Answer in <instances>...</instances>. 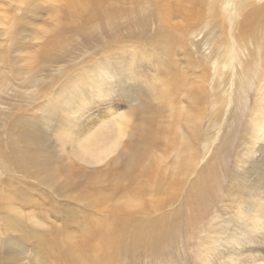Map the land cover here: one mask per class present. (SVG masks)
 Here are the masks:
<instances>
[{"label":"rangeland","instance_id":"rangeland-1","mask_svg":"<svg viewBox=\"0 0 264 264\" xmlns=\"http://www.w3.org/2000/svg\"><path fill=\"white\" fill-rule=\"evenodd\" d=\"M24 1L0 0V53L8 52L12 55L10 61L13 60L15 63L10 66L0 60L2 63L0 64V96L2 94L0 109L8 111V109L14 108L10 113L16 112L17 116L12 119L16 125L27 124L29 121L35 123L39 119L46 118V111L43 107L47 103L42 95L46 92L50 79L57 78V87L52 96L56 97L53 107L61 120L56 126L61 128V132L59 133L57 128V132H54V125H50L53 132L50 136V145L64 154L65 158L62 163H51L48 168L40 167L37 172L40 173L43 180L36 177L31 178L23 172L17 171L15 165L9 166L11 171H8L2 166L0 159V264H37L35 257H39L41 260L47 259L51 263L54 261L53 264H82V259L86 264H94L99 257L104 260L111 250L114 251L116 239L109 236V241L105 240L99 230V222L96 220L106 219L110 222L115 216L121 215L122 210L120 209L125 194L129 190L136 189L146 180V169L149 170L152 186L155 178L162 175L161 191L146 196V200L150 203L160 204L159 209L155 212L150 207L144 213L143 209L138 206L130 208L129 212L133 213L135 217L142 216L154 220L166 219L169 223L187 221V228L180 236V240L173 244H164L157 251L139 247L128 257L116 255L110 264H224L230 257L233 259L229 260L231 262H227V264H239V261L244 260L246 262L244 261L243 264H253L254 256L256 260L264 259V216L261 220L263 221L261 227L258 231L253 232L254 235L259 236V239L252 242L244 241L243 248L238 245L233 249V246L237 245L234 238L240 235V231L237 229L231 232V229H228V227H234L232 221L234 212L229 209L228 199L222 200L227 195L228 184L232 182L234 171L236 169L242 171L243 166L237 159L245 151L243 146L245 141L252 139L254 134L253 131H250L249 126L257 117L255 115L254 118L252 110L257 97L256 88L264 76V43L261 42L258 49L252 46L249 49L250 53L246 50L241 65L236 60L239 48L234 42L232 26L237 28V32L243 31L245 27L243 16L234 18L231 24V20L222 17L216 18L215 14L206 8L210 0H203L204 7L202 8L196 0L186 1V9L182 10L178 18L172 13V16L176 18L174 22L181 24L182 28V43L176 52L181 58L179 59L178 56L167 55L162 48H159L158 51L156 45L151 43L152 39L160 41L162 30L161 24L160 31L156 30L155 32H159V34L153 37L155 33L151 32V28L155 29L161 21L157 16L160 13L155 9L163 6V2L168 1L151 0L149 6L153 10L146 3L144 5L145 10L149 11H145L149 17L143 26V28L149 27L147 34L140 33L135 26L120 24L113 27L111 32L99 29L95 36V42L92 38V44L89 41V45L83 46L81 40L83 33L75 31V26L68 27L63 35L69 37L71 42L63 43L62 49L54 50L52 54L54 62L51 67L38 71L35 58L30 59L29 57L39 53V49L51 41L47 38L53 37L59 30L62 14L57 11L65 5L61 0ZM117 1L110 0L111 3ZM181 1L170 0L169 6L173 9L176 6L179 7ZM216 1H218L217 11L221 0ZM259 1L255 0L258 4ZM258 4L254 6H259ZM36 5L37 7L34 8L33 6ZM167 6H163L162 10H166ZM252 7L245 8L244 13L250 14ZM116 8L118 9L117 6ZM192 8L197 12L203 10L204 20L199 24H196L195 20H190L189 25L193 29L189 33L185 31L184 27L187 23L186 17L190 18L192 14L190 11ZM101 9H107V5L104 7L101 5ZM167 10L169 11V9ZM208 21L213 22L215 26L208 28L210 31H205L196 40L193 34L201 30ZM96 22L89 23L87 28L94 29L95 26L98 28L100 24L111 23L110 20L105 19H97ZM222 27L227 31L229 37L227 41L221 39L224 32ZM256 33L264 36V30ZM247 37L253 39L254 35H247ZM101 38H105V40L100 42ZM119 42H126V52L121 51V46L124 47V45ZM228 42L234 44L236 54L233 55L231 52L234 63L227 68V65H222L223 60L227 62V58L220 60V66L222 65L225 73V81L216 82L212 71H217L219 66L206 73L201 70L205 64H214V58L207 53L209 50L206 52L205 50L208 47L225 49L229 46ZM16 43L19 44L16 45L17 48L13 47ZM106 44H110L112 52L108 56H101L102 52L107 49V47L104 48ZM171 56H174V60L180 64L184 71L188 68L192 71L186 81L180 83V86L181 89H190L194 94L193 97L185 98L181 92L177 91L174 95H178V98L172 97L176 101L170 103L154 101L149 110L146 107L135 106L137 101L146 103L143 94L145 85L149 84L150 89H155L146 91L148 94H159V92L163 93L168 89L169 93L172 92L173 79L166 76L167 69L163 64L166 61L165 58L168 59ZM190 58L201 60L202 63L193 69L187 63ZM122 64L124 66H120ZM108 66H115L112 73L104 72ZM240 68L243 72L248 70L249 76L255 78L253 86L248 90L245 105L238 101L237 96L241 83V79L238 77ZM88 70H92L91 75L82 83L87 85L93 94L86 95L84 100L83 97L81 98L88 106L84 110L85 114L81 115L77 121L72 112L77 110L80 102L71 93L77 89L76 86L70 83L78 77H86L85 73ZM100 72H104L100 78L105 80L104 82L108 83L110 87L105 88L100 83H95ZM118 77L121 78L117 79ZM33 78L43 81L40 87L29 84ZM122 78H124L123 82H121ZM146 89L148 88L146 87ZM204 91L206 93L203 96L202 92ZM100 92L103 93L102 96L97 97ZM65 96L68 100V96L71 97L75 102L73 101L71 105L67 104L64 101ZM235 104L239 109H236ZM188 110L202 116L201 127L198 129H201L210 141L206 142L200 139L197 129L193 130L190 127V121L186 119L185 115ZM138 115L146 117L145 121L139 120ZM119 116L126 118L121 119ZM261 117L264 118V110ZM113 118H116L117 123L122 120L128 131H130V127H138L145 130L147 134L151 130L150 139L152 143L154 142L156 151L154 155H151L146 162L133 166L126 162V153L122 151V148H119L116 151L118 153L113 154L110 159L97 165H91L89 161L83 159L85 155L83 151L75 157L70 153L69 144L62 145L61 141L66 128L70 127L69 131L74 133V136L82 138L89 130L83 135L82 132L77 131L82 129L83 123L90 125L94 121V128L90 126L88 129L92 128L91 132L101 138L104 136L103 133H109L114 128ZM5 119L0 113V143L9 140L8 124ZM16 129L18 133L29 130V128L23 129L20 126H17ZM92 133L86 142L96 138L92 136ZM179 133H182L187 138V142L189 141L196 149V152L201 154L195 174L189 175V178L183 177L182 190L172 185V163L177 153H174L162 165L151 166L161 153L170 152V140L172 137L179 139ZM141 142L142 138L139 134L136 136L126 135L122 139V147H127V143ZM0 146L2 145L0 144ZM90 147L94 149L95 146ZM9 150V146L5 147L7 153ZM261 150L263 149L259 148L257 155L248 157L244 166L249 163H260L262 169L259 168L244 178L249 179V185L255 183L258 190L264 192V179L261 178L264 174V153ZM43 162L42 159L39 164L42 165ZM202 167L210 168L208 173L215 171L219 179L218 193L214 195L212 191L209 192V197H214V201L205 202L202 207L207 219L206 224L193 221L198 210L192 202L196 191H194L191 181L198 175L197 171ZM164 172L169 174V180L163 182ZM128 178H134V183L129 184ZM76 183H78L77 187L74 186ZM161 192H163L162 195ZM64 201H67V204H64L66 206L62 205ZM260 205L264 207V201ZM6 206L16 210L12 213L13 220L10 222H5L6 210L4 207ZM231 207V210L236 208L234 205ZM65 212H67L66 220H64ZM16 219L27 232L35 230L38 234L47 237L46 242L53 254L52 260L48 258L46 250L40 246L36 237V240H33L26 237L23 231L13 230L17 227ZM86 226L90 228L86 233L92 236H88L84 241L77 240L76 238L82 235V229ZM262 228L263 232L259 235ZM54 235L60 241L61 247L54 245L52 241ZM13 242L18 244L21 250V254L17 258L13 256L10 249ZM126 244H128L127 241L123 243V245ZM63 249L68 252L65 257L62 256ZM4 255H8L11 259L3 260ZM57 261H61V263Z\"/></svg>","mask_w":264,"mask_h":264},{"label":"bare ground","instance_id":"bare-ground-1","mask_svg":"<svg viewBox=\"0 0 264 264\" xmlns=\"http://www.w3.org/2000/svg\"><path fill=\"white\" fill-rule=\"evenodd\" d=\"M61 1H63L65 6L61 10L57 11V13L62 14V17L60 19L61 26L59 30L56 31L53 37L47 38L48 40L51 41L46 43V45H44L43 47H41L39 49L40 50L39 53L29 57L30 59L35 58V61L38 64L37 66L38 71L47 70V68L52 66V63L54 62V56H52L54 50L62 49V44L68 42L70 39L65 34L63 35V33H65L64 31H66V28L68 27L75 26L76 27V29H74L75 31L77 32L81 31L83 33V38L81 39L83 42L82 44L83 46L89 45L88 44L89 41L90 44H92L93 41L95 42V36L98 34L99 29L103 30L104 32L107 31L111 32L113 27L120 24L135 26L136 28L139 29V32L143 34L145 33L147 34L149 31L148 29L149 27L143 28L149 17L147 13L149 11L145 10L146 7L144 8V5L146 3V5L149 6L151 0H118L116 3L113 2L114 4L111 3L110 0H61ZM186 1L188 0H182L181 1L182 3L179 5V7L176 6L174 9L173 7L169 6L170 0L165 2L166 4L163 2L164 7L168 5L166 10H164L165 12L162 10L163 6H159L155 9V11L160 13L157 15L161 19L159 26H157L155 29L151 28V32L155 33L156 30L160 31V25L162 24V30L160 35L161 38L159 37L160 41H155L152 39L151 43L152 45H156L158 51L159 48H162L167 53V55L172 54L174 56H178L179 59L181 58L176 52H177V48L182 43L181 42L182 28H181V24H176L174 20L178 18V16L180 15L183 9L184 10L186 9V3H185ZM196 1L201 8L204 7V4L202 2L203 0H196ZM22 2L25 1L22 0ZM117 3H123V4L121 5L119 4L120 5L119 6ZM262 3H264V1L261 0L259 1V4L255 2V0H221L220 7L217 9V11L216 8L218 1L210 0L206 5V8L210 10L211 13H214L216 18L219 17L227 18L228 20H231V24L233 23L232 20L234 18L243 16V21L245 23L244 25L245 27L243 28L244 32L243 31L237 32V28L232 26L234 29L233 32L234 42L237 48H239L237 49L239 52L236 60L240 65L242 64V57L246 50L248 51V53H250L249 49L252 46L258 49L259 44L264 43L263 42L264 36H261L256 33L258 31L264 30V4ZM255 4H258L259 6H254ZM101 5L102 7L107 5V9L102 10ZM115 5L118 7V9L116 8ZM33 7L35 8L37 7V5ZM247 7H252V11L248 15L244 13V11L246 10L245 8ZM167 9H169V11ZM190 11L192 12V14L190 18L189 16L186 17L185 20L187 21V23L184 27L185 31H188L189 33H191L193 29L192 26L189 25L190 20L197 21L196 24L202 23V21L204 20L203 10L197 12L192 8L190 9ZM172 13H174L176 18L172 16ZM97 19L110 20L111 23L104 25L97 24L98 28H96L95 26L94 29H92V27L87 28L89 23L91 22L93 23L94 21L95 23H97L96 22ZM214 26L215 24L213 22L208 21L205 23L204 27H202L201 30L195 32L193 35L196 37L197 40V37L199 35H201L205 31H210L208 28ZM89 29L91 30L88 31ZM222 29H224V32L221 39L227 41L229 38L227 31L224 27H222ZM133 30H137V29H133ZM156 34H159V32L155 33L154 34L155 36L153 37H156ZM247 35L250 36L254 35V37L253 39H249ZM104 40L105 38H103L100 42ZM69 42H71V40ZM121 44L124 45V47L121 46V51L126 52L125 49V45H127L126 42ZM228 44L229 46L225 49L221 47L220 48L208 47L205 50V52L209 50V52L207 53L209 54L210 57L214 58L213 61L214 64L213 65L205 64L203 65L201 70L206 73L208 71H212L213 68L219 66L217 71H212V75L215 76L216 82L225 81L224 79L225 73L221 66L227 65V68H229L234 63L232 57V54L233 55L236 54L235 49L233 47L234 44H231L230 42H228ZM16 45L19 44L16 43L15 45H13V47H16ZM109 45L110 44H106V46H104V48L107 47V49L104 52H102L101 56H108L112 52L111 50L112 48ZM0 54H1L0 60L3 63H8L10 66L15 65L13 60L10 61L12 55H10L8 52L0 53ZM174 56H171L168 59L165 58L166 61H164L163 63L164 67L167 69L166 76L173 79L171 85L172 92L169 93V89H168L163 93L159 92V94H153V93L148 94L146 93V91L148 90L152 91L155 89H150L149 84L145 85L143 94L145 95L144 97L146 98V103H140L139 101H137L135 103V106H140V108L146 107L149 110L152 107L154 101H165L168 103L176 101L172 97L176 96L178 98V95H174V93L177 91L181 92V95L185 98L191 99L193 97L194 94L191 92L190 89L188 88L181 89L180 86V83H182V81H186L187 77L190 75L192 71L189 68L188 70L184 71V69L180 67V64L177 63L176 60H174ZM224 58H227V62L223 60ZM220 60H223V64L221 66H220V62H221ZM187 63L190 67L196 69L197 65L202 62L201 60L190 58L187 61ZM120 66H124V65L122 64ZM242 68H240L238 73V77L239 79H241V83L239 84V93L237 96H238V101L242 105H245L248 98L247 96L248 90L253 86L255 78H251L249 76L248 70L243 72ZM113 69H115V66H108L107 68H105L104 72L112 73L111 71ZM91 72L92 70H88L85 73L86 77H78L72 80L70 83L73 86H76L77 89L73 90L71 93L73 94L75 99H77V101L80 102L77 110L72 112L73 117L76 118L77 121L78 119H80L81 115L85 114L84 110L88 106V104L83 102L81 98L83 97L84 100L86 99V95L93 94L91 89L88 88L87 85L82 83L84 79H87L91 75ZM104 72L103 73L100 72L99 75H97L95 79V83L98 84L100 83L102 87L107 88L110 87V85L108 83H105L104 82L105 80H102L100 78V76L103 75ZM263 72H264V66H263ZM231 75L233 76L232 73ZM254 75H255V71H254ZM120 78L121 77H118L117 79ZM123 81L124 78H122L121 82ZM42 83L43 81L38 80L37 78H33L29 82L30 85L37 87H40ZM56 83H57V78L52 77L50 79L49 84L46 87V92L42 95L44 100H46L45 102L47 103V105L43 107L44 110L46 111L45 112L47 115L46 118L39 119L35 123L29 121L27 124L22 123L20 125H16V122L12 120L15 116H17L15 115L16 112L13 114L10 113V111L13 110L14 108L11 110L8 109V111L2 108L0 109V113H2L3 116L6 118L5 120H7V124H8L7 135L9 138L7 142L0 143L2 145L0 146V159L2 161V166L8 171H11L10 167L15 165L17 171L23 172L24 174H26L31 178L36 177L40 180H43L40 173L37 172L40 167L48 168L51 163L56 164L58 162L62 163L64 161L65 155L62 154L61 152H58L55 148H53V146L50 145V140H51L50 136L53 134L52 130L50 129V125L52 124L54 125L53 126L55 127L54 132H57V129L59 133L61 132V128L56 127L57 125H59L58 123L61 120L58 117L59 115L57 111L53 107L56 101V97L52 96V94L55 92V88L57 87ZM146 87L148 89H146ZM205 93H206L205 91L202 92V95L204 96ZM102 94H103L102 92L98 93L97 97L102 96ZM256 96L257 97L255 100V105L252 110V113H254V118L255 115H257V117L255 121L249 126L250 131H253L254 134L252 136V139L245 141V144L243 145L245 151L237 159L240 162V164L243 166V168L241 172L237 171V169L234 171L232 182L228 184L227 195L222 199V200L228 199L230 204L229 209L230 211L234 212L232 219V221L234 222V227H228V229H231L230 230L231 232L237 229L240 231V235L234 238V241L236 242L235 244L237 245L233 246V249L237 248L238 245L242 247V243H244V241L252 242L256 239H259V236L254 235L253 232L258 231L259 227H261V224H263V221L261 220L262 217L264 216V207L261 206L260 203H263L264 201V192H260V190H258L259 188L255 185V183L249 185L248 183L249 179L244 178L249 176V173H254L259 168L262 169V167L260 163L259 164L249 163L246 166H244V163L248 157H253L257 155L259 148H262L263 150H261V152L264 153V118L261 117L262 111L264 110V76H262L261 82L256 88ZM68 98L69 100L66 99L65 96L64 101H66L67 104L71 105L74 99L72 101L71 97L68 96ZM235 107L236 109H239L237 104H235ZM185 115H186V119L190 121L189 123L190 127L193 130L197 129V133L199 134L200 139L206 142L210 141L207 135H205L201 129H198L201 127L202 116L199 114H193L189 110ZM52 116L54 117L52 118ZM119 117L121 119L126 118L124 116H119ZM137 118L142 121H145L146 119V117L141 115H138ZM113 120H114V128L112 129V131H110L109 133H103L104 136L101 138H98L95 133L91 132L92 131L91 129L94 128L95 125L93 120H92L93 121L92 124L90 125L83 123L81 127L82 129L77 131V132H82L83 135L85 132L89 130L87 133H85V135H83L84 137L82 138H78L74 136V133H71V131H69L70 127H68L64 132L63 135L64 137L61 143L63 146L69 144V150L72 156L77 157L83 151L85 153L83 159L89 161L91 165H97L99 163L105 162L106 160L110 159L113 154L118 153L116 151L119 150V148H122V151L126 153V157H125L126 162L129 165H133V166H137V164L139 163L146 162V160L151 155H154L156 151L154 150V142L152 143V140L150 139L152 135L151 130H149L147 134L145 130H141L138 127L136 128L130 127V131H128V129L125 126V123L122 120L119 121L118 123L116 118H113ZM17 126H20L23 129L29 128V130L26 132L21 131L18 133L16 129ZM43 126L45 128H42ZM90 126L93 127L91 129H88ZM91 133L92 136L96 138H93L94 140H89L88 142H86L89 139V135ZM136 134H139L141 136L142 138L141 143H136V144L127 143L126 144L127 147H122V139L126 135L136 136ZM186 139L187 138L183 136L182 133H179V139L176 137H172L169 143V145H171L170 152L161 153L151 165V166L162 165L164 162L168 161L171 158V156H173L174 153H177V156L172 163L173 169L171 173H173L172 185H175L179 190H182V186L184 183L183 177L189 178V175L195 174V171L197 170V166H196L197 162L201 157V154L196 152V149H194L193 146L190 144V142L189 141L187 142ZM7 146H9L10 148L9 153L5 151V147ZM90 146H95V147L94 149H92ZM42 159L44 162L41 165L39 164V161ZM119 161H117V163H119ZM168 168L171 169L170 167ZM209 170L210 168L208 167L200 168L197 171L198 175L196 174L197 176L193 178V181H191V185H193V189L194 191H196V196L193 197L192 202H194V205L197 206V210H198L196 214V218L193 217L194 218L193 221L201 222L203 224L207 223V219L202 207L205 202L214 201V197L213 198L209 197V192L212 191L213 194L215 195L219 191L218 176L215 173V171L208 173ZM145 175H146V180L141 185H139L136 189L129 190L125 194L124 200L122 202V207L120 209L122 210L120 216H115V218L112 219V221L110 222L109 220L106 219L96 220L95 218V220L99 222V230L103 235L104 239L108 240L109 236H112L114 239H116V244L114 251L111 250L105 256L104 260L101 257H99L94 264H110L111 261L115 259L116 255L117 256L124 255L128 257V255H131L133 254V252H135V249H139V247H145L147 250L157 251V249L162 248L164 244L170 245L180 240L181 238L180 236L187 228V223H188L187 221H177V222L169 223V221L166 219L154 220L151 218H144L142 216L135 217L133 213L129 212L130 208L138 207V206L143 209L142 212L144 213L147 212L150 207H152L155 212L159 209L158 207L160 206V204L154 205L150 203L148 200H146V196L149 194L154 195L155 192L161 191L162 175L155 178V182L153 186L151 185L152 179L149 175L148 169L145 170ZM261 178L264 179V174L262 175ZM168 180H169V174L164 172L163 182ZM128 181L129 184H132L134 183L135 179L128 178ZM77 184L78 183L74 184V186L77 187ZM163 192H161L160 194L162 195ZM64 204H67V201L62 202V205L66 206ZM163 204L166 205L167 203H163ZM233 205L236 208L231 210L232 208L231 206ZM4 208L6 210L5 222H10L11 220H13L12 213L16 212V210L10 206H6ZM66 217H67V212L64 213V220H66ZM16 222H17V227L13 230L23 231L24 232L23 234H25V236L30 239L36 240L37 238L38 239L37 242H39L40 246L46 250L48 258L52 260L53 254L50 252V249L46 242L47 237L38 234L35 230L31 232H27L24 226L21 225V223L17 221V219ZM82 230H83L82 235L77 237L76 238L77 240L84 241V239H86L88 236L89 237L92 236L86 233L88 230H90V228H88L87 226ZM262 232H263V228L261 229V232H259L258 234L261 235ZM52 241L54 242V245L61 247V243L60 241H58V238L55 235L53 236ZM126 241L128 242V244L123 245V243ZM10 249L12 251L13 256L16 258L18 255L21 254L20 247L15 242L12 243ZM0 255H1V251H0ZM67 255H68L67 250L63 249L62 256L65 257ZM10 259L11 258L8 255H4L3 257V260L6 261H9ZM34 259H36L37 264H53L54 262L52 261L51 263L47 259L41 260L39 257H35ZM231 259L233 258L232 257L228 258L224 262V264H227V262H231L229 261ZM244 261L246 262V260ZM244 261H239V264L240 263L243 264ZM57 262L61 263V261H57ZM81 263L86 264L83 259L81 260ZM253 264H264V259L259 258L258 260H256L254 256Z\"/></svg>","mask_w":264,"mask_h":264}]
</instances>
